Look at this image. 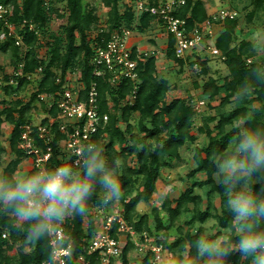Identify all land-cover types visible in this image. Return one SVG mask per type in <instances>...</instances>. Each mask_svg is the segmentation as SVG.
<instances>
[{
	"label": "trees",
	"instance_id": "16d2710c",
	"mask_svg": "<svg viewBox=\"0 0 264 264\" xmlns=\"http://www.w3.org/2000/svg\"><path fill=\"white\" fill-rule=\"evenodd\" d=\"M102 2L109 7V14L106 30L98 29L96 41L99 45L110 39L112 34L120 31L121 28L132 29L134 21L132 11L120 12L118 0H102ZM256 2L259 3V0ZM0 4L10 6L11 14L8 21L18 27L17 32L22 41V45L18 46L15 44V37H8L6 41L0 43V52L11 56V64L14 66L15 72L20 74L17 77L13 75L17 79V83L15 85L7 84L3 87V93L0 94V133L4 122L13 125L9 146L15 155V158L4 168L2 176L14 175L16 167L26 156L24 150L20 148V137L22 126L30 123L27 113L33 99L40 93H54L63 87V81H57L54 68H60L61 75H64L69 68L78 65L82 68V80L86 88H90L93 82L96 83L100 113L108 114V122L101 131L107 137L98 143L104 148L109 160L113 157L122 159V165L113 170L121 184L122 195L120 199L112 203L118 201L123 209L125 220L133 226L136 232L148 231L149 234H153L158 231L167 233L175 225L176 219L182 216H185L186 223L190 227L194 226L197 221L205 222L212 217L216 219L218 226L230 230L229 238L235 245L237 233L233 228L234 219L224 207L223 201L226 193L213 178L214 165L212 162L229 144L230 134L235 127L232 126L233 124L240 121L246 122L251 113L254 114L252 124H264V70H262L264 62L253 61L250 58L253 57L250 42L241 40L236 43L238 18H227L224 21V30L215 41L216 47L220 50V56L224 57L229 70L223 80L208 75L207 61L200 60V56H196V59L191 61L193 65L199 66L198 74L208 75L202 84L196 83L197 87H201L204 97L213 100L216 96H220L218 114L207 116L205 124L199 128V132L209 136V141L207 145L197 148L194 154L196 167L191 174L205 172L207 177L185 189L176 200L175 205L168 197L164 199L161 209L167 215L166 221L158 215V208H153L155 228L151 229L148 224L150 214L144 213L136 217V207L140 201H148L152 197L161 168L170 166L174 159H179L181 148L187 142L195 140L196 135L192 129L197 111L193 99L183 97L166 99L167 92L171 89V83L168 78L157 75L154 55L148 56L144 62H139V78L134 94V83L129 79H124L117 88H112L105 78L95 76L92 63L95 51L88 39V32L95 28L94 24L98 18L93 15V11H88L85 8L83 0H49V2L46 0H0ZM54 14L55 19L59 21L66 19L67 24L61 23L62 32L58 35L51 33L53 38L42 43L37 30L40 34L45 35ZM248 15L251 18V14ZM176 16L186 18L188 29L210 18L203 0H187ZM154 19L153 16L145 13L141 16L140 23L136 28L142 31ZM30 25H33L34 28H31ZM2 27L3 22L0 21V29ZM77 33L79 41L76 38ZM174 42L173 36L169 34L165 49L166 56L182 65L184 59L176 56ZM42 44L47 47L48 60L38 55L37 48H40ZM24 47L27 48L24 49ZM248 59L251 61L249 62ZM37 68H42L43 75L37 91L32 94L30 100L27 102H23L21 99L8 101L6 96L28 84L30 80L27 75L33 73ZM6 78L10 79L9 76ZM61 78L64 77L61 76ZM128 95L135 97L133 101L122 104L121 113L118 116L116 110ZM111 100L114 103L112 108L109 106ZM233 101L237 102V106L227 111L226 107ZM254 101L260 103L259 108L250 107ZM51 112L57 113L56 104L51 107ZM134 114L138 115L136 132L132 124ZM46 121L45 119L44 123ZM214 121V126L210 127V123ZM58 125L59 122H55V136L52 142L54 147L64 137L57 130ZM214 131H216L215 134H213ZM3 152L4 147L0 143V166L2 165ZM131 156H135L134 165L129 164L128 159ZM61 163L52 159L50 167ZM34 171L35 169H32L26 176ZM260 183L258 177H252L250 184L253 191H259ZM195 185L206 188L204 196L193 194ZM215 195H218L220 199L218 207L213 203ZM204 197L206 198V207L203 210L201 203ZM96 205L102 204L95 199L90 200L88 208ZM83 218L84 216L73 215L70 224L65 227V235L69 236L71 240V255L66 264H75V260L80 254H85L93 264H96L97 253L89 255L86 245L88 239L96 233L97 223L91 220L86 232L83 227ZM117 226L118 224L115 223L113 236H117ZM20 227L23 228V231L20 230ZM28 227L27 222L18 221L13 213L0 210V264H39L44 260H49L52 251L50 237L47 236L37 242L25 244V233ZM259 227L264 228V222H260ZM179 229L181 230V228ZM3 233H6L7 237L4 238ZM200 235H203L201 227L195 232L187 231L183 237L173 243L179 246L178 254L173 261L174 264H181L184 256L194 254L192 241ZM217 235H209L206 238L215 239ZM158 242L164 243V240L158 239ZM17 244L19 245L17 255L11 256L9 251ZM24 246H29L30 251H25ZM128 249L126 245L122 250L123 264H129ZM185 250H187L186 254L183 253ZM243 257L245 256L232 254L223 259V264H250L252 259L245 257V261H243ZM203 263V261L200 262V264ZM145 264L148 262L145 261Z\"/></svg>",
	"mask_w": 264,
	"mask_h": 264
},
{
	"label": "rangeland",
	"instance_id": "374dc122",
	"mask_svg": "<svg viewBox=\"0 0 264 264\" xmlns=\"http://www.w3.org/2000/svg\"><path fill=\"white\" fill-rule=\"evenodd\" d=\"M49 2V0H46ZM207 10L208 14H215L219 8H228L233 9L237 12V18L239 25L236 28V43H238L241 40H245L251 43L252 45V54L253 57H250L253 59V61H262L264 62V0H259V3L256 2V0H203ZM61 5V4H60ZM83 5L88 11H93V15H95L98 20L94 24L95 28L91 29L88 32V39H90V43L92 47H95L96 45V36L98 34V29L100 31L106 30L107 26V20H108V14H109V7L105 6L102 2V0H83ZM9 13L6 15V20L11 14L10 6ZM118 8L121 13H125L127 11H132L134 14V21L132 23V33L133 31L136 32L137 26L139 25V18L140 14L139 12L130 5L125 4H119ZM251 14V18H249L248 14ZM1 21V20H0ZM3 21V20H2ZM1 21V22H2ZM158 21V20H157ZM5 22V21H3ZM67 24L66 19L63 21H59L55 19V14L51 20V22L48 25L47 33L45 35L39 34V38L42 43L45 42V40H50L53 38L51 36V33L58 35L62 32V28L60 24ZM7 27H9L10 32H12L13 36L18 35V27L13 24H7ZM97 27V29H96ZM5 25L3 24L2 29H0V33L4 31ZM204 29V41L196 48L189 50L187 53H185L181 58L184 59V64L180 65L174 60L169 59L166 56L165 49L167 47V42L163 35L158 33V36H155L152 38L154 40V43L152 45L151 38L148 39V41L145 39L146 44H149V46L156 45L157 47L145 50L137 47L141 52H147L150 55H154L156 57L155 63L157 68V75L163 76L169 79L171 83V89L167 92L166 99L170 100L174 97H183V98H192L195 103L196 108V115L194 118V124L192 132L196 135L195 140L192 142H187L182 148H181V157L179 159H174L170 166H164L161 168L160 175L156 181V189L152 195V197L148 201H140L137 204L136 211L137 216L144 213H148L149 220L148 224L151 226V229L155 228L154 224V218L155 213L153 212V208H158V215L163 217V219L166 221L167 215L166 213L161 209V204L164 201L166 197H168L170 200H172V204L175 205L176 200L180 196V194L187 189L188 187L192 186L195 183H198L199 181L206 179V173L205 172H194L192 173V170L196 167V163L194 161V154L196 152L197 148H201L205 145H207L209 141V136L205 133L199 132V128L202 127L205 124V118L216 116L218 114V104L220 102V96H216L213 100H208L207 97H204L202 94L201 87H197L196 83L202 84L204 80L207 79L208 75H213L217 77L219 80H223V78L229 73L228 66L224 61V57L220 55H215L209 52V50L204 46L206 43H212L214 44L217 37L220 35V33L224 30V22H211L210 24H206L205 26H202ZM147 29V28H146ZM145 29V30H146ZM166 29V28H165ZM144 30V31H145ZM140 32L144 31L139 30ZM137 32L135 33L136 36L139 35ZM167 32V30H166ZM146 34V32H145ZM145 34H140L142 37H144ZM167 34H169L167 32ZM147 36V35H145ZM12 37V35L10 36ZM77 41H79V34L77 33ZM2 40H0V43ZM21 46V45H20ZM27 47H24L26 49ZM38 55L40 57L46 58L48 60L49 54L47 47L45 45H41L40 48H37ZM149 55V56H150ZM196 56H200V60H206L207 61V69H208V75H202L198 74L199 66L193 65L191 61H194L196 59ZM251 61V60H250ZM0 94L3 93V87L7 84L15 85L17 83V79L13 77L15 75L16 77L19 76V72H15L14 66L11 64V56L9 54H4L0 52ZM20 67H22L20 65ZM57 79H62L61 76L64 78L61 80L63 81L62 86L63 87H76V88H83L84 82L82 80V68L80 66H76L73 68H69L67 72L64 75H61L60 68H54ZM262 70H264V67H262ZM42 68L40 70H35L33 73H30L27 75V78L30 80L28 84H26L23 88L18 89L14 91L11 95L6 96L8 101H15L17 99H21L23 102H27L32 97V94L37 91V88L39 86V82L42 79ZM7 76L10 77L9 80H7ZM107 80V79H106ZM112 86V85H111ZM118 85L112 86V88H117ZM43 93H40L37 95L36 98L33 99L31 103V108L27 113L28 119L30 123L28 124L30 127L40 125L44 123V120L46 119L47 124L50 125L51 123L60 122L62 121V117L58 115L57 113L51 112V107L54 104L55 97L52 95V93L49 96L42 95ZM41 95L43 97H41ZM252 96V95H251ZM133 96L128 95L124 100H122L120 106L117 108L116 113L118 116H120L121 113V106L122 104L133 101ZM202 102V103H201ZM201 103V104H200ZM10 104V103H9ZM113 101L111 100L109 102L110 108L113 107ZM237 106V102L233 101L230 105L226 107L227 111L232 110ZM251 108H259L260 103L257 101L252 102ZM58 109V108H57ZM138 115L134 114L132 117V124L134 127L135 132L137 131L136 128V121H137ZM214 122L210 123V127L214 126ZM24 124V125H26ZM238 124H243L242 121L239 123H235L232 126H236ZM13 125L9 122H4L1 127V133H0V143L4 147V152L2 154V165L0 166V176H2L4 168L7 166V164L15 158V155L11 152L10 146H9V139L11 135ZM54 127V125H53ZM230 128V126H228ZM216 131L213 132L215 134ZM107 137V136H105ZM135 156L129 157V164L134 165L135 163ZM120 160V166L122 165V159L118 158ZM33 168V157L26 154V156L23 158L20 164L16 167V170L14 172V176L17 177H25L29 171H31ZM214 178V174H213ZM206 193L205 187H200L199 185H195L193 194H200L204 196ZM219 196L215 195L213 203L217 207L219 206ZM113 205H119L118 201L114 203L109 204H102L101 211L98 213L97 216H95L93 213H91L92 207L89 208V211L86 216L83 218V227L84 230L87 232L88 228L90 226L91 220L94 223H99L102 218H104L107 214L113 212L115 210V207ZM120 206V205H119ZM192 206V205H191ZM206 207V198L204 197V200L201 203V209H205ZM95 213V211H94ZM189 217V214H187ZM186 216V218H187ZM72 216H69L65 219V221L62 223L64 227L66 225L70 224ZM131 225V224H130ZM199 227L202 228V234L204 237L209 235H217L216 238L223 237V236H229L230 230L229 229H223L220 226L217 225L215 218H208L205 222L197 221L195 222L194 226L190 227L186 223L185 216L179 217L175 221V225L171 227V229L168 230L167 233L164 231H158L157 233L154 232L153 234H149L153 237V239L157 242L158 239L164 240V245L168 250V257L169 262H172L174 264V258L178 254L179 246L173 244L177 239L180 237H183L187 231L195 232ZM181 228V230L179 229ZM136 231V230H135ZM116 234L119 236V243L123 248L127 245L128 251H127V259L129 261V264H145V260H143L140 256H138L136 250H135V243L134 240H139L141 233L136 232L133 236L128 233V230L122 229L117 230ZM165 234V235H164ZM7 237V236H6ZM132 245H131V244ZM20 244V243H19ZM29 246H24L25 251H30ZM19 250V245L17 244L11 251H9V254L11 256H16L17 251ZM122 253V252H121ZM184 254L187 253V250L183 252ZM243 261H245V257L242 258ZM113 264H123L122 261V254L114 258ZM252 264V261L250 262Z\"/></svg>",
	"mask_w": 264,
	"mask_h": 264
},
{
	"label": "clouds",
	"instance_id": "9594fccd",
	"mask_svg": "<svg viewBox=\"0 0 264 264\" xmlns=\"http://www.w3.org/2000/svg\"><path fill=\"white\" fill-rule=\"evenodd\" d=\"M253 118L251 113L246 122L234 127L229 144L212 162L214 179L226 193L224 207L234 219L236 243L229 236H197L192 241L194 254L184 256L181 264H223L232 254L264 264V228L259 227L264 222V124H252ZM119 167L120 160H109L98 142H88L78 166L61 163L26 177L0 176V210L28 223L25 244L56 232L49 255V264H56L57 248L71 246L70 237L61 236L58 226L69 216H86L90 200L106 205L120 199L121 184L113 171ZM253 176L261 181L258 192L250 184Z\"/></svg>",
	"mask_w": 264,
	"mask_h": 264
},
{
	"label": "built area",
	"instance_id": "2783aa9c",
	"mask_svg": "<svg viewBox=\"0 0 264 264\" xmlns=\"http://www.w3.org/2000/svg\"><path fill=\"white\" fill-rule=\"evenodd\" d=\"M124 2L133 6L139 12L140 17L148 13L164 25L167 32L174 38V49L177 57L183 56L204 41L202 26L211 22L220 21L222 23L227 18L234 19L238 15L233 9L219 8L215 14L209 15L208 20L188 29L186 18L176 16V13L182 9L187 0H118L119 4ZM8 13V6L0 4V20L5 21H2L5 28L0 33V40L4 42L12 35V37H15V44L20 46L22 45L20 36H13L9 27L6 26L10 24L9 17L6 20ZM30 26L34 28L33 25ZM131 35L132 29L124 27L113 33L111 38L103 44L99 45L96 42L92 63L94 67L93 74L107 79L112 86L120 85L124 79L131 80L134 83V94L139 78V62H144L150 54L141 52L137 47L134 48L130 44ZM204 46L210 53L220 55V50L215 43L208 42ZM248 61L250 62V59ZM40 69L37 68L36 71ZM57 81L60 82V78ZM42 95L49 96L51 94L43 93ZM42 95L41 97H43ZM52 95L55 97L54 104L58 108V115L62 117L57 130L64 135L58 141L56 147L52 145L55 136L54 123L48 125L46 122L32 127L28 124L22 126L20 148L27 155L33 157V168L35 170L50 167L52 159L78 166L84 145L88 142H101L106 136L101 131L108 122V114L100 113L98 90L95 82L92 83L90 88H86L85 85L83 88L62 87ZM113 206L118 208H115L113 212L107 214L97 223L96 233L88 239L86 245L89 255L97 253L96 264H113L114 258L122 252L119 236H113L112 233L115 223L118 224L117 228L119 230L126 229L132 236L136 233L133 226L125 220L122 207L119 205ZM100 211V205L93 206L91 209V213L95 216ZM58 232L61 236H65L63 224L58 226ZM2 236L5 238L7 234L3 233ZM49 237L53 249L56 232H53ZM134 243L138 256L147 261L148 264H173L169 262L168 250L165 245L156 242L146 231L141 232L140 239L134 240ZM70 255L71 246L57 248L56 264H66ZM39 264H49V260H44ZM75 264L93 263L85 254H80L77 256Z\"/></svg>",
	"mask_w": 264,
	"mask_h": 264
},
{
	"label": "crops",
	"instance_id": "0c3cea01",
	"mask_svg": "<svg viewBox=\"0 0 264 264\" xmlns=\"http://www.w3.org/2000/svg\"><path fill=\"white\" fill-rule=\"evenodd\" d=\"M140 19H141V17H140ZM139 22H140V20H139ZM137 30H136V32H137ZM136 32L133 31V33L130 37V44L133 45L134 48L139 47V48L145 49V50H150V49H152V47L153 48L157 47L156 45L152 46L154 43V40H152V38H154L155 36H158L157 35L158 33L163 35V38L166 41L168 40V37H169V34H167L164 25L162 23H160L159 21H157L156 19H154L150 22L149 26L144 31V33L139 31L138 32L139 35L136 36V34H135ZM145 32H146V34H145ZM140 34H145L147 36L144 35V37H142ZM150 38H151V43H152L151 46H149V44H146V41H145V39L148 41V39H150Z\"/></svg>",
	"mask_w": 264,
	"mask_h": 264
}]
</instances>
